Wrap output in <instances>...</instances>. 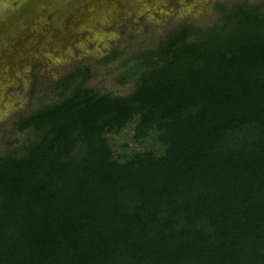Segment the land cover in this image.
Here are the masks:
<instances>
[{
    "label": "trees",
    "instance_id": "1",
    "mask_svg": "<svg viewBox=\"0 0 264 264\" xmlns=\"http://www.w3.org/2000/svg\"><path fill=\"white\" fill-rule=\"evenodd\" d=\"M215 10L136 52L127 94L80 64L15 116L0 264H264V0ZM129 126L151 147L115 153L107 136Z\"/></svg>",
    "mask_w": 264,
    "mask_h": 264
},
{
    "label": "rangeland",
    "instance_id": "2",
    "mask_svg": "<svg viewBox=\"0 0 264 264\" xmlns=\"http://www.w3.org/2000/svg\"><path fill=\"white\" fill-rule=\"evenodd\" d=\"M240 1L263 0L16 1L0 19V143L15 146L23 139L11 130L15 116L53 100L48 87L76 66L89 65L88 85L94 90L125 95L131 83L118 79L136 52L153 48L181 23L207 28L217 18L215 5ZM112 50L116 58L97 64ZM131 135L129 126L107 139L115 153L151 147V140L134 144Z\"/></svg>",
    "mask_w": 264,
    "mask_h": 264
},
{
    "label": "water",
    "instance_id": "3",
    "mask_svg": "<svg viewBox=\"0 0 264 264\" xmlns=\"http://www.w3.org/2000/svg\"><path fill=\"white\" fill-rule=\"evenodd\" d=\"M16 1L18 0H0V19L4 17V13H11Z\"/></svg>",
    "mask_w": 264,
    "mask_h": 264
}]
</instances>
